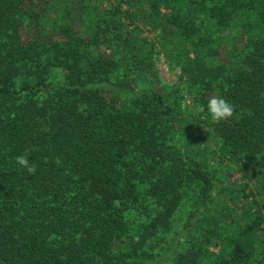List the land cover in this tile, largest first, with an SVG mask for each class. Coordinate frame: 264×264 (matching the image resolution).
<instances>
[{"label": "trees", "instance_id": "1", "mask_svg": "<svg viewBox=\"0 0 264 264\" xmlns=\"http://www.w3.org/2000/svg\"><path fill=\"white\" fill-rule=\"evenodd\" d=\"M183 210L171 264H264V0H0V264H143Z\"/></svg>", "mask_w": 264, "mask_h": 264}, {"label": "rangeland", "instance_id": "2", "mask_svg": "<svg viewBox=\"0 0 264 264\" xmlns=\"http://www.w3.org/2000/svg\"><path fill=\"white\" fill-rule=\"evenodd\" d=\"M139 26L142 32V36L147 38L154 45L156 52L154 56V64L156 67L157 76L161 86L168 88L173 86L178 87L180 93L184 96V99L182 101L183 109L191 110L192 112L195 113V111H193L195 110V108H193L192 102L189 99V96L187 95V88L184 84H182L179 81V76H180L179 64L175 61L174 57H172L171 59L166 58V56L161 52L160 45L158 44V42L153 37L152 33L149 31L147 27L143 26L142 24H139ZM223 56L224 55H221V57ZM176 139H177V145L180 146L182 150L184 143L186 142L187 139L183 138L182 136H178ZM208 144L210 145V143ZM222 168L223 169L221 170L224 173L221 174L223 175L226 173V170L224 167ZM236 182H238V178L236 177H233L229 180L230 185H234ZM234 188H237V185ZM250 189L256 191L255 185L250 184ZM147 207L149 208L148 213H150V209L153 207V205L147 204ZM146 214L143 213L142 208L132 209L126 213V219L128 220L132 228H136L139 227V225L145 223ZM185 222H186V210H183V212H180L175 216L171 232L165 235V239H164L165 243L162 244L159 248L152 251L154 257H152L149 261H146L143 264H171V257L173 256L175 250L177 249L178 246L184 244L186 235H189L190 233L187 229L183 228ZM261 236L264 239V234H262ZM173 237H175L176 239L174 238L173 240L172 239ZM262 248L264 249V242L262 243Z\"/></svg>", "mask_w": 264, "mask_h": 264}, {"label": "clouds", "instance_id": "3", "mask_svg": "<svg viewBox=\"0 0 264 264\" xmlns=\"http://www.w3.org/2000/svg\"><path fill=\"white\" fill-rule=\"evenodd\" d=\"M207 107L213 119H221L232 115V107L223 99L212 98ZM16 162L29 173L36 171V166L29 162L26 155L16 157Z\"/></svg>", "mask_w": 264, "mask_h": 264}]
</instances>
